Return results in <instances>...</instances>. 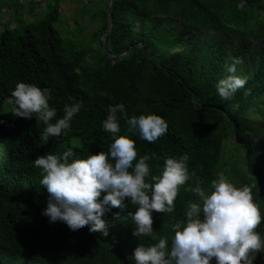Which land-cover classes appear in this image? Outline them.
<instances>
[{
  "label": "trees",
  "instance_id": "obj_1",
  "mask_svg": "<svg viewBox=\"0 0 264 264\" xmlns=\"http://www.w3.org/2000/svg\"><path fill=\"white\" fill-rule=\"evenodd\" d=\"M110 8L106 51L89 61L86 48L64 41L55 29L57 7L21 31L9 24L0 30V264H135L133 249L164 236L170 243L171 224L185 219L188 201L198 200L191 189L199 184L209 190L221 173L237 188L255 184L254 200L264 216V163L257 145H264V0H111ZM108 27L106 22L103 31ZM233 58L242 61L235 74L247 83L224 100L216 84L230 74ZM18 82L50 89L56 119L65 105L81 102L66 135L44 142L42 122L14 115L10 102L3 109ZM117 104L129 118L156 114L167 122V133L149 143L128 132L117 113V135L135 141L138 158L156 154L147 161L151 175L162 173L166 158L184 154L189 173L195 172L180 187L174 212H153L150 237L133 235L130 198L123 209L103 216L107 236L87 226L71 231L42 215L48 192L33 161L69 148L70 161L107 152L114 137L102 122ZM257 231L264 236V222ZM253 264H264V253Z\"/></svg>",
  "mask_w": 264,
  "mask_h": 264
},
{
  "label": "clouds",
  "instance_id": "obj_2",
  "mask_svg": "<svg viewBox=\"0 0 264 264\" xmlns=\"http://www.w3.org/2000/svg\"><path fill=\"white\" fill-rule=\"evenodd\" d=\"M241 62L233 58L227 68L230 74L217 82L221 99L230 100L245 87L247 77L235 74V65ZM49 99L50 89L18 82L9 100L14 105V115L34 116L45 125L40 136L44 142L50 137L66 135L70 121L82 107L81 102L65 105L63 117L56 119L57 110L49 105ZM118 112L126 122L127 131L138 133L142 140L155 143L167 133L168 125L163 117L141 114L129 118L124 106L117 104L109 106L102 122L103 130L114 137L107 152L70 161L74 152L69 148L60 156L37 157L33 164L42 170L40 184L48 192L42 215L50 223L63 222L71 231L87 226L89 232L107 236L108 223L103 216L111 208L123 209V201L130 198L135 206V211L128 213L136 226L133 235L150 237L154 232L153 212H174L180 187L195 176L194 171L189 173V156L166 158L162 173L151 175L147 161L156 154L138 158L135 141L117 135ZM255 187L253 184L237 188L222 173L211 181L209 190L197 184L191 191L198 200L188 201L185 219L171 224L174 235L170 243L169 237L164 236L149 246L138 244L133 249L132 260L135 264H211L213 259L215 264H253L257 254L264 253V236L257 231L264 216L254 200Z\"/></svg>",
  "mask_w": 264,
  "mask_h": 264
},
{
  "label": "rangeland",
  "instance_id": "obj_3",
  "mask_svg": "<svg viewBox=\"0 0 264 264\" xmlns=\"http://www.w3.org/2000/svg\"><path fill=\"white\" fill-rule=\"evenodd\" d=\"M110 2L111 0H0V30L5 24H9L11 27L18 26L17 29L21 31L24 23L44 18L57 7L59 14L54 23L55 29L64 41H71L76 48H86V58L89 61L90 56L96 57L106 51L105 33L112 28ZM106 22L109 27L103 31ZM140 26L141 23H137L133 31L136 32ZM183 38L186 39L187 36ZM130 39L127 38L126 41ZM9 100L6 99L3 106L5 111H8ZM228 143L231 144L232 139ZM257 145H261V159L264 163V145L262 142Z\"/></svg>",
  "mask_w": 264,
  "mask_h": 264
},
{
  "label": "water",
  "instance_id": "obj_4",
  "mask_svg": "<svg viewBox=\"0 0 264 264\" xmlns=\"http://www.w3.org/2000/svg\"><path fill=\"white\" fill-rule=\"evenodd\" d=\"M107 33H105V35H106ZM128 51V48L122 53V54H125L126 52Z\"/></svg>",
  "mask_w": 264,
  "mask_h": 264
},
{
  "label": "built area",
  "instance_id": "obj_5",
  "mask_svg": "<svg viewBox=\"0 0 264 264\" xmlns=\"http://www.w3.org/2000/svg\"><path fill=\"white\" fill-rule=\"evenodd\" d=\"M34 1H38V0H34Z\"/></svg>",
  "mask_w": 264,
  "mask_h": 264
}]
</instances>
